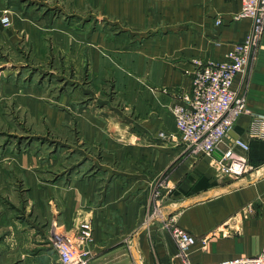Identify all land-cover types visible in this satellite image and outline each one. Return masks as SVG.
<instances>
[{
    "label": "crops",
    "instance_id": "1",
    "mask_svg": "<svg viewBox=\"0 0 264 264\" xmlns=\"http://www.w3.org/2000/svg\"><path fill=\"white\" fill-rule=\"evenodd\" d=\"M22 1L30 5L23 34L36 60H52L74 73V83L87 79L90 85L61 95L58 104L66 111L56 112L46 105L45 90L3 89L34 118L36 131L46 117L56 137L74 136L72 145L62 144L78 157L60 156L55 164L66 166L49 180L46 160L0 141V264H61L52 233L73 231L85 220L94 231L90 264H186L163 227L171 220L198 239L192 264L259 255L264 38L256 61L234 84L252 115L241 117L231 136L250 145L253 170L237 180L218 179L208 159L168 137L177 131L169 109L190 91L195 61H224L250 31V20H233L241 0ZM106 84L114 86V98ZM83 144L100 156L83 152ZM161 177L168 182L162 218L145 225ZM249 204L254 213L245 209Z\"/></svg>",
    "mask_w": 264,
    "mask_h": 264
},
{
    "label": "built area",
    "instance_id": "2",
    "mask_svg": "<svg viewBox=\"0 0 264 264\" xmlns=\"http://www.w3.org/2000/svg\"><path fill=\"white\" fill-rule=\"evenodd\" d=\"M234 21L250 20L252 26L244 40L237 43L224 61H195L191 89L178 97L169 111L175 120L176 134L168 137L185 145L192 156L206 158L216 172V178L238 179L253 170L250 165V145L234 139L231 131L243 116H251L245 94L235 90V80L247 74L256 61L264 38V0H241V9ZM10 25L9 17L2 19ZM263 121L259 117L254 118ZM166 137L163 134L161 137ZM221 156L217 157V154ZM253 212V206L249 205ZM179 256L192 264L189 255L198 239L177 227L167 225ZM51 243L61 264H90L94 231L90 220L82 221L73 231H54ZM204 249L207 239L201 241ZM217 264H264V245L255 257L237 258Z\"/></svg>",
    "mask_w": 264,
    "mask_h": 264
},
{
    "label": "rangeland",
    "instance_id": "3",
    "mask_svg": "<svg viewBox=\"0 0 264 264\" xmlns=\"http://www.w3.org/2000/svg\"><path fill=\"white\" fill-rule=\"evenodd\" d=\"M29 9L30 5L25 4L22 0H0V141L12 144L11 146H14L12 148L13 151L17 153L35 155L41 158L42 161L46 160L48 162L46 174L49 180H53L57 176V173L62 170L63 166H66V164H55V161L60 156H63V158L66 156L67 160L68 158L78 157L76 149L74 150L71 146H64L62 144L63 142H68L69 145H72V142L75 140L71 138L74 136L70 135L71 132L69 131L68 134L71 136L69 139L68 137L66 139L56 137L55 131L51 127L52 125L48 124L46 117L41 120L42 130L36 131L34 118L30 114L18 109L16 99L14 97L3 96L2 91H4V88L7 89V86L18 91H29L32 87H34L35 91L45 90V103L56 112L57 110L66 111L61 110V106L58 104V99L61 95L74 93L77 90H85L90 84L87 79L74 83L72 81L75 76L74 73L65 72V68L63 67L57 68L52 60L46 61V64L39 63L36 60L32 45L25 39L23 34L24 17ZM4 17H9V26L2 24ZM13 33H15L14 37L11 36ZM72 69L70 68L69 70ZM113 87L112 84H106L105 86V93L111 95L112 98L115 97ZM87 102L89 100L85 98V101L81 105H85ZM68 115H70L69 112ZM81 149L85 153H95L100 156L96 148L94 150V148H89L86 144H83V148ZM179 164L180 160L177 159L176 166ZM246 175L248 173L244 176ZM167 186L168 182L165 178L158 179L154 184L152 193L153 206L145 219V225L152 221L156 223L158 218H162V205L160 201L163 198V190ZM249 205L253 206V204ZM248 206L245 208L247 212L254 213V206L253 212L249 210ZM169 222H165V226L163 225L167 231ZM173 224H175L174 221ZM137 261L140 262L139 259Z\"/></svg>",
    "mask_w": 264,
    "mask_h": 264
},
{
    "label": "water",
    "instance_id": "4",
    "mask_svg": "<svg viewBox=\"0 0 264 264\" xmlns=\"http://www.w3.org/2000/svg\"><path fill=\"white\" fill-rule=\"evenodd\" d=\"M237 137H238V136H237ZM219 156H221V154L218 153V154H217V157H219Z\"/></svg>",
    "mask_w": 264,
    "mask_h": 264
},
{
    "label": "trees",
    "instance_id": "5",
    "mask_svg": "<svg viewBox=\"0 0 264 264\" xmlns=\"http://www.w3.org/2000/svg\"><path fill=\"white\" fill-rule=\"evenodd\" d=\"M214 185V184H213Z\"/></svg>",
    "mask_w": 264,
    "mask_h": 264
}]
</instances>
